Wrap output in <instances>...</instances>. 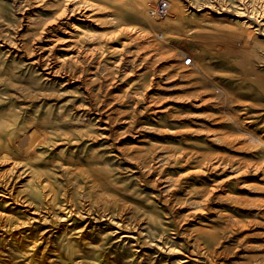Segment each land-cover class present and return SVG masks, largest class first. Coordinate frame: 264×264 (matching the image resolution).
Masks as SVG:
<instances>
[{"label":"rangeland","instance_id":"1","mask_svg":"<svg viewBox=\"0 0 264 264\" xmlns=\"http://www.w3.org/2000/svg\"><path fill=\"white\" fill-rule=\"evenodd\" d=\"M21 1L0 0V30L20 43L0 40V123L45 128L34 148L49 149L21 179L41 175L57 196L49 209L42 185L37 197L16 183L33 200L21 205L0 185V264H264V0H40L29 27ZM72 2L89 15L60 17L53 53L66 63L48 75L19 46ZM163 2L152 22L147 7ZM71 30L74 57L61 48ZM65 155L81 169L63 174ZM95 159L104 195L82 178Z\"/></svg>","mask_w":264,"mask_h":264},{"label":"bare ground","instance_id":"2","mask_svg":"<svg viewBox=\"0 0 264 264\" xmlns=\"http://www.w3.org/2000/svg\"><path fill=\"white\" fill-rule=\"evenodd\" d=\"M74 2V0H71ZM26 2V3H23ZM35 2H40V0H22L21 6L22 9L25 10L26 7L30 9H26L25 12H22L20 15V24L26 25L29 27L31 24H38L37 20L32 16L30 11H32L31 7L37 6ZM72 2V3H73ZM73 6L69 8L68 5H65L61 8V11L57 13L55 16H52L49 19L44 20L42 23H40L39 27L35 30L36 38L35 43L26 45L22 44L19 47L24 46V50L22 53H25L24 55L31 58V64L43 66L44 71L48 75H55L56 73L59 74L61 70L64 68L66 61H60V57L57 53H53V47H55V44L58 42V40L61 37H54V34L56 31L61 30L63 27V21L60 19L61 16L64 15L68 11L67 14L71 15V17L76 14V12L82 13L84 16L89 15V7L84 6L82 4L73 3ZM149 9V10H148ZM147 12H149L152 16L156 17L155 20H152V22L160 20L161 19V13L157 10L156 6H150L147 7ZM88 13V14H86ZM146 18L149 20L150 18L147 16V13H144ZM6 20L2 18V13H0V25L4 26L6 24ZM73 27V26H72ZM122 28V27H121ZM130 28V26H129ZM129 33V32H128ZM142 33V31H141ZM77 34L75 31L71 30L68 31L65 37H63L64 40H62L61 48L67 50L68 57H74L77 56V53L80 52V46L76 44L77 40ZM140 36V34H139ZM144 37V36H143ZM251 39V38H250ZM0 40L3 43H7L11 47L15 48L20 44L19 42H16V40H13L10 36H8L4 30H0ZM253 43V42H252ZM122 45V44H121ZM119 46V45H118ZM122 48V47H121ZM70 49V50H69ZM15 51V50H14ZM76 51V52H75ZM161 51V50H160ZM148 53V52H147ZM150 53V52H149ZM148 53V54H149ZM201 53V52H200ZM196 54V53H195ZM182 55V54H181ZM199 55V54H198ZM203 55V54H202ZM165 59V58H164ZM168 59V58H167ZM200 59V58H199ZM122 60V59H121ZM147 60V59H146ZM145 60V61H146ZM77 59H75L76 63ZM119 61V60H118ZM142 62V61H141ZM135 63V62H134ZM145 63V62H144ZM120 64V63H119ZM138 64V63H137ZM160 66V65H159ZM167 68V67H166ZM156 69V68H155ZM159 69V68H158ZM161 69V68H160ZM160 73V72H159ZM161 74V73H160ZM167 75V74H166ZM171 75V74H170ZM163 78V77H162ZM245 78V77H244ZM151 84V83H150ZM149 84V85H150ZM264 90V80L262 79L259 83ZM202 93V92H201ZM204 98V97H203ZM209 100V99H208ZM200 102V101H199ZM205 102V101H204ZM202 103V102H201ZM146 109V108H145ZM31 110H23V116H27ZM12 113V112H11ZM28 113V114H27ZM79 119V117H78ZM110 124V123H109ZM140 126V125H139ZM52 127V126H51ZM50 127V128H51ZM75 128L78 129V126L75 125ZM84 128V127H83ZM110 128V127H108ZM140 128V127H138ZM44 127H41V125H38L36 123H26L22 122V120H18L15 123L5 122L0 123V163H7L9 165V169L0 172V185H2L5 189V192L8 193L7 196H10L12 199L17 201H20L33 206V200H31L29 197L26 196H20L17 193L16 188L14 185L18 183L17 187H25V190L29 191L30 194L33 193L38 197V186H41L43 189V196L47 203L50 205V207H53L55 205V199L57 196V191L55 187H51L50 194L44 195V179L41 175L37 176L36 182L34 180L31 181L30 186H24V183H22V177L24 175L30 174L34 172V169L32 168L31 164L34 161H40L43 158V154L41 151H46V149L49 148H41V151L36 152L35 148L38 146L39 141L42 137H45V134H47ZM72 131V130H68ZM68 131H61L60 136H66ZM81 129L78 130L79 133L84 134ZM44 140H41L43 142ZM51 141V140H48ZM77 143V142H75ZM119 147V146H118ZM117 147V148H118ZM122 148V147H121ZM127 150V149H126ZM123 151H125L123 149ZM122 151V152H123ZM126 153V152H125ZM128 153V152H127ZM123 156V155H122ZM128 156V155H127ZM95 157V154L93 155V158ZM130 159V158H129ZM133 159V158H132ZM97 159L87 162L86 167L82 170V178L89 179L99 190H101V195L104 192H108L110 189H112V186L110 184V176L109 173L104 170L103 168H100L97 166ZM135 162V161H134ZM221 165V164H220ZM59 169L62 168L63 174L69 173L73 174L76 170L81 169V166L77 159L74 158L72 155H65V158L58 159V163L56 165ZM76 166V167H75ZM219 165H210L208 167L209 170L217 169ZM28 167H31L30 170H28ZM225 167V166H224ZM44 173V172H43ZM239 173V172H238ZM237 174V173H235ZM168 185V184H167ZM170 186V185H169ZM64 188V187H63ZM67 188V187H66ZM65 189V188H64ZM63 189V190H64ZM99 193V194H100ZM5 194V193H4ZM63 195V194H62ZM63 197V196H62ZM67 198V197H66ZM105 199V198H104ZM9 200V199H8ZM103 200V199H102ZM69 201V200H68ZM97 203V202H96ZM61 204V203H60ZM22 205V203H21ZM75 205V204H74ZM73 205V206H74ZM84 205V203H83ZM101 205V204H100ZM106 205V204H105ZM41 206V205H40ZM62 206V205H61ZM72 206V207H73ZM95 206V205H94ZM46 207V206H45ZM100 207V206H99ZM30 208V207H29ZM35 208V207H34ZM41 208V207H40ZM47 208V207H46ZM80 208V207H79ZM104 208V207H103ZM28 209V208H27ZM43 209V208H42ZM48 209V208H47ZM56 209V208H55ZM82 209V208H81ZM101 209V208H100ZM69 212H72V209H69ZM94 210V209H93ZM33 214H36L38 216V211L32 210ZM46 211V210H45ZM89 211V210H88ZM105 211V210H104ZM108 211V210H107ZM44 212V211H43ZM56 212V211H55ZM65 212V211H64ZM91 212V211H90ZM100 212V211H99ZM103 212V211H102ZM42 213V212H41ZM50 213V212H49ZM53 213V212H52ZM58 213V212H57ZM66 213V212H65ZM80 213V211L78 212ZM77 213V214H78ZM48 214V213H47ZM56 214V213H55ZM67 214V213H66ZM88 215V214H86ZM35 216V215H34ZM44 216V215H43ZM57 216V215H56ZM60 216V215H58ZM63 216V215H62ZM51 217V216H50ZM64 217V216H63ZM81 217V216H79ZM95 217V216H94ZM99 217V216H98ZM104 217V216H103ZM34 218V217H33ZM83 218V217H81ZM96 218V217H95ZM29 219V218H28ZM40 219H43L41 217ZM111 219V218H110ZM9 221L10 216L6 213L0 212V221ZM81 220V219H80ZM84 220V219H83ZM90 220V219H89ZM107 220V219H106ZM114 220V219H113ZM116 220V219H115ZM32 221V220H31ZM42 221V220H41ZM43 221H48V218L46 216L44 217ZM104 221V220H103ZM111 221V220H110ZM50 222V220H49ZM48 222V223H49ZM68 222V221H67ZM120 222V221H119ZM125 223V222H124ZM75 224V223H74ZM77 224V223H76ZM95 224V223H94ZM111 224V223H110ZM42 225V224H41ZM45 225V224H44ZM83 225V224H82ZM85 225V224H84ZM74 226V225H73ZM99 226V225H98ZM117 226L119 229H126L128 232H130V228L128 225H124L123 223L119 224L117 222ZM8 225L3 224V226H0V229H6ZM137 231L138 235H141V231L138 230L137 226H133ZM50 228V227H49ZM53 228V227H52ZM43 230V229H42ZM117 231V230H116ZM115 231V232H116ZM39 232V231H38ZM41 234V233H40ZM53 234V233H52ZM124 234V233H123ZM129 234V233H128ZM122 235V234H121ZM126 235V234H125ZM119 238V237H118ZM71 241V240H70ZM125 241V240H124ZM69 242V241H68ZM47 246V245H46ZM65 247V246H64ZM67 248V247H65ZM71 248V247H70ZM56 258V257H55ZM49 259H52L49 258ZM57 259V258H56ZM54 261V260H53Z\"/></svg>","mask_w":264,"mask_h":264},{"label":"built area","instance_id":"3","mask_svg":"<svg viewBox=\"0 0 264 264\" xmlns=\"http://www.w3.org/2000/svg\"><path fill=\"white\" fill-rule=\"evenodd\" d=\"M165 8H166V2H163L162 4L159 5L158 11L160 13H163L165 11Z\"/></svg>","mask_w":264,"mask_h":264}]
</instances>
